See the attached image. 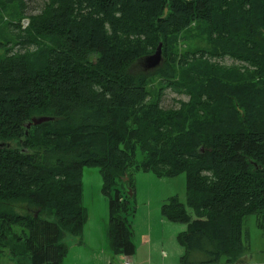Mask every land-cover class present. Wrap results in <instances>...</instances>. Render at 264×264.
<instances>
[{
  "label": "trees",
  "instance_id": "trees-1",
  "mask_svg": "<svg viewBox=\"0 0 264 264\" xmlns=\"http://www.w3.org/2000/svg\"><path fill=\"white\" fill-rule=\"evenodd\" d=\"M1 1L24 16L23 0ZM193 25L212 50L175 52ZM11 28L21 48L0 59V254L13 239L12 258L62 264L63 238L87 222L82 168L98 167L114 255L136 253L119 188L125 177L134 188L133 169L186 174L195 218L178 199L162 207L187 225L181 264H246L244 220L264 232V0H48L29 28ZM159 44L163 62L147 72L142 59ZM224 58L238 64L215 62ZM168 89L189 102L164 109ZM39 117L52 120L28 129Z\"/></svg>",
  "mask_w": 264,
  "mask_h": 264
},
{
  "label": "rangeland",
  "instance_id": "rangeland-1",
  "mask_svg": "<svg viewBox=\"0 0 264 264\" xmlns=\"http://www.w3.org/2000/svg\"><path fill=\"white\" fill-rule=\"evenodd\" d=\"M23 1L24 16L18 4H6L0 0V59L4 57L5 49L9 45L15 47L11 35L12 24L20 23L22 29L29 28V17L41 13L48 3V0ZM204 28L194 25L190 27L180 35L173 50L178 53L202 49L211 51L213 46L208 41ZM20 48L17 46L14 50ZM30 50L36 51L34 47ZM215 62L224 66L238 64L230 58L216 59ZM201 69L198 68L200 71ZM159 84L160 79L154 77L148 88L158 89ZM180 102H189V97L168 89L165 91L161 105L164 109H178ZM10 146L16 147L17 143L11 142ZM142 161L143 156L138 152L137 162L142 163ZM130 174L134 188L129 189L127 186L129 179H125L126 177L123 179V187L119 188L127 191L131 208L135 211L128 218L133 228L132 241L136 247L135 255L124 257L112 253L107 238L110 198L103 191L101 170L98 167H84L81 171V182L87 222L81 238L76 239L68 235L63 238L62 243L67 247L68 253L62 264H181L180 260L185 251L178 241V236L187 230V225L165 219L162 216V207L171 199H178L190 216L195 218L187 204L186 174L174 178H159L152 172L145 173L133 169ZM79 240L81 245L78 244ZM243 240L248 249L244 256L246 264H264V232L259 228L255 216L244 220ZM12 241L14 240L6 243L7 248L0 254V264H30L29 258L22 261L12 258L11 250L14 246ZM93 253L99 254L100 257L97 260L91 259ZM101 257L103 260L100 259ZM133 258L135 261L132 260Z\"/></svg>",
  "mask_w": 264,
  "mask_h": 264
},
{
  "label": "water",
  "instance_id": "water-1",
  "mask_svg": "<svg viewBox=\"0 0 264 264\" xmlns=\"http://www.w3.org/2000/svg\"><path fill=\"white\" fill-rule=\"evenodd\" d=\"M163 62V52H162V44H159L156 51L146 56L142 59L141 66L145 71H155L158 69ZM52 119L49 117H39V118H33L30 124H28V129L32 127V125H42L43 123H47L51 121ZM203 152V150L201 151ZM255 167V170H259L260 167L256 163H252ZM125 179H128L127 177ZM130 195H132V192L130 191Z\"/></svg>",
  "mask_w": 264,
  "mask_h": 264
},
{
  "label": "crops",
  "instance_id": "crops-1",
  "mask_svg": "<svg viewBox=\"0 0 264 264\" xmlns=\"http://www.w3.org/2000/svg\"><path fill=\"white\" fill-rule=\"evenodd\" d=\"M68 236H69V235H68ZM69 237H72V238H76V239H78V238H81L82 236H81V237H73V236H69ZM78 244H80V245L82 244V243H81V240H79V243H78ZM98 255H99V254H98ZM98 255H97L96 253H93V254H91V257H90V258H91V259H96V260H97V259L100 257V256L98 257ZM95 257H96V258H95ZM100 259L103 260V257H101ZM132 260L135 261L134 258H133ZM94 261H95V260H94ZM100 262H101V261H100Z\"/></svg>",
  "mask_w": 264,
  "mask_h": 264
},
{
  "label": "built area",
  "instance_id": "built-area-1",
  "mask_svg": "<svg viewBox=\"0 0 264 264\" xmlns=\"http://www.w3.org/2000/svg\"><path fill=\"white\" fill-rule=\"evenodd\" d=\"M129 264V263H128Z\"/></svg>",
  "mask_w": 264,
  "mask_h": 264
}]
</instances>
